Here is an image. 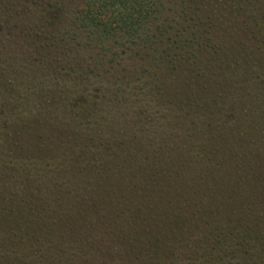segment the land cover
<instances>
[{"label": "trees", "instance_id": "16d2710c", "mask_svg": "<svg viewBox=\"0 0 264 264\" xmlns=\"http://www.w3.org/2000/svg\"><path fill=\"white\" fill-rule=\"evenodd\" d=\"M264 264V0H0V264Z\"/></svg>", "mask_w": 264, "mask_h": 264}, {"label": "rangeland", "instance_id": "374dc122", "mask_svg": "<svg viewBox=\"0 0 264 264\" xmlns=\"http://www.w3.org/2000/svg\"><path fill=\"white\" fill-rule=\"evenodd\" d=\"M225 264H238L236 259H230L225 262Z\"/></svg>", "mask_w": 264, "mask_h": 264}]
</instances>
